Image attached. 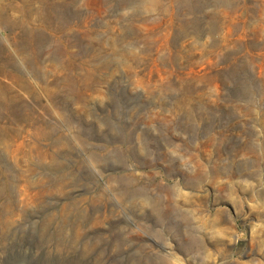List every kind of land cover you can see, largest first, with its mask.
I'll return each instance as SVG.
<instances>
[{
  "label": "rangeland",
  "instance_id": "rangeland-1",
  "mask_svg": "<svg viewBox=\"0 0 264 264\" xmlns=\"http://www.w3.org/2000/svg\"><path fill=\"white\" fill-rule=\"evenodd\" d=\"M0 264H264V0H0Z\"/></svg>",
  "mask_w": 264,
  "mask_h": 264
}]
</instances>
